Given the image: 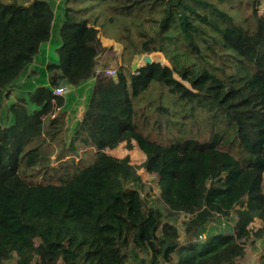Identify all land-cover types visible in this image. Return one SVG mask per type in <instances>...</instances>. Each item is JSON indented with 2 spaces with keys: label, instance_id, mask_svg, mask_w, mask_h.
<instances>
[{
  "label": "trees",
  "instance_id": "1",
  "mask_svg": "<svg viewBox=\"0 0 264 264\" xmlns=\"http://www.w3.org/2000/svg\"><path fill=\"white\" fill-rule=\"evenodd\" d=\"M66 1L0 0V114L17 96L0 121V264H129L134 250L148 264H240L247 226L264 219L261 0H101L131 24L115 78L96 69L97 5L63 10ZM157 52L168 66L129 69ZM91 80L56 151L64 129L50 116ZM60 87L72 89L57 96ZM76 141L93 148L92 163L76 160ZM120 146L140 161L116 157ZM139 169L157 178L170 210L192 216L191 237L239 207L235 233L181 243L130 186Z\"/></svg>",
  "mask_w": 264,
  "mask_h": 264
},
{
  "label": "rangeland",
  "instance_id": "2",
  "mask_svg": "<svg viewBox=\"0 0 264 264\" xmlns=\"http://www.w3.org/2000/svg\"><path fill=\"white\" fill-rule=\"evenodd\" d=\"M5 2H12L13 0H2ZM21 1V0H18ZM25 2H32V0H23ZM56 6L60 3L61 0H54ZM101 0H67L63 5L62 9L70 8L72 10H79L91 4L97 5L94 12H91V18L94 19L98 17V30L99 38L103 50H101L97 57L96 69L97 73H104L109 67H114L116 70L120 66L121 55L124 52V47L126 43H118V39L126 34L125 25L130 27V20L116 17L109 9L103 6ZM262 4L258 12L264 15V0H261ZM99 4V7H98ZM100 4H102L100 6ZM58 9V8H57ZM131 33L133 37L137 38L136 30L131 27ZM48 46V45H47ZM46 46V48H47ZM54 48H47L46 53L53 55ZM146 55V54H145ZM155 62H159L163 65H169L162 53H152L150 54ZM142 56H136L133 63L129 66V69L134 72L138 67L143 65ZM35 67V63L31 65V69ZM180 80L178 76H175ZM93 80L88 81L79 88L73 87L72 98L71 95L64 97V103L62 106H55V110L51 114V119L57 117L60 122L59 126L64 129L63 134L52 143L55 150H59L63 145H67L70 141L71 133L75 122L81 117L84 112V105L87 97L89 96L91 87L93 85ZM187 87H190V84L184 82ZM72 89V88H71ZM69 89V90H71ZM16 93H12L5 99L3 111L0 114V121H5L8 113L7 108L9 105L16 101ZM27 97V96H25ZM73 137V136H72ZM61 139V142H59ZM75 147L77 148V161L83 160L85 164H90L95 159L94 150L88 151L84 144L80 141L75 142ZM116 157H124L129 154L132 160L136 163L140 161V155L138 152H129L120 146L114 153ZM57 161L54 162V166H57ZM142 175V182L140 184H131L130 186L139 189L142 198L144 199L147 206H152L160 210L162 213V223H168L173 225L176 229L179 230V240L181 243H186L187 241H198L205 242L207 238L215 234L230 235L234 234L236 231V225L239 221V214L237 207L230 217L228 218H211L204 224L203 229L199 230L197 237H191L188 234V223L191 220L192 216L185 213H177L170 210L169 206L164 202L161 197V188L158 184V180L155 176H149L144 174L143 169L138 170ZM262 193L264 196V175L262 183ZM247 237L240 240L241 245L244 247V256L238 260L240 264H263L264 263V219L260 216H256L254 220L247 226ZM135 257L131 259L129 264H148L149 256L146 254L140 253L137 250H134Z\"/></svg>",
  "mask_w": 264,
  "mask_h": 264
},
{
  "label": "built area",
  "instance_id": "3",
  "mask_svg": "<svg viewBox=\"0 0 264 264\" xmlns=\"http://www.w3.org/2000/svg\"><path fill=\"white\" fill-rule=\"evenodd\" d=\"M105 75L108 77H116L117 70L114 67H109L104 71ZM70 90L66 87H60L54 90V94L57 96H63L64 94L68 93Z\"/></svg>",
  "mask_w": 264,
  "mask_h": 264
},
{
  "label": "water",
  "instance_id": "4",
  "mask_svg": "<svg viewBox=\"0 0 264 264\" xmlns=\"http://www.w3.org/2000/svg\"><path fill=\"white\" fill-rule=\"evenodd\" d=\"M141 61L143 65H150L155 62L150 54L143 55Z\"/></svg>",
  "mask_w": 264,
  "mask_h": 264
}]
</instances>
